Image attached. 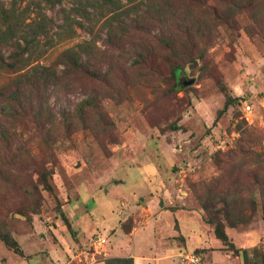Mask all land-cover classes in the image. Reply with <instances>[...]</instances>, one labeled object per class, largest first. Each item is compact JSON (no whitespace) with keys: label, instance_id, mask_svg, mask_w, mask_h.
Segmentation results:
<instances>
[{"label":"rangeland","instance_id":"rangeland-1","mask_svg":"<svg viewBox=\"0 0 264 264\" xmlns=\"http://www.w3.org/2000/svg\"><path fill=\"white\" fill-rule=\"evenodd\" d=\"M2 1L0 264H261L264 0Z\"/></svg>","mask_w":264,"mask_h":264},{"label":"trees","instance_id":"trees-1","mask_svg":"<svg viewBox=\"0 0 264 264\" xmlns=\"http://www.w3.org/2000/svg\"><path fill=\"white\" fill-rule=\"evenodd\" d=\"M62 1L63 0H46L47 5L51 7H54L57 4L62 3ZM100 1L101 0H84L83 1L84 3H83L82 0H79L78 5L75 6L76 15L84 19H87V20L95 21L98 15L101 14L98 12L99 9L101 8ZM104 3H105L104 4L105 6L114 7V8L116 7V4H117L114 0H104ZM0 18L2 22L7 26L6 31L4 33H0V43L3 41H7V40H13L14 37L15 38L20 37L24 41L27 47L32 48L36 45V42L39 36L43 34L41 32H35V31H33L30 34L26 33V35L19 33L17 30H19V25H20L19 23L22 24V21L17 15H15V12L13 9H9L5 6V3L2 0H0ZM70 24L72 23H69L68 26H72ZM74 24H78V26L80 27L82 26L80 22L77 21V19L74 20ZM75 60L77 61V63H79L78 56L75 58ZM12 66L15 67L16 65H12ZM232 102H233L232 99H229L226 102L225 107L221 111L219 116H221L222 114H225L228 111ZM173 128L174 130L180 129L178 126H173ZM45 180L46 182H48L46 177H45ZM206 210L208 214H210L208 211V207L206 208ZM206 221L207 223L215 226L214 232L218 240H220L229 250H232L235 254L242 252L245 262L246 263L249 262L250 257L246 249L237 248L236 245L233 242H231V240L229 239L228 233L226 232L225 225L223 224V222L215 221V219L212 218L211 215ZM0 240L4 242V244L8 248L12 249L14 252L21 253L18 242L11 236L9 232L0 231ZM196 253L201 254L198 251H196ZM261 260H262L261 264H264V255L262 256ZM108 264H134V260L132 258H118V259L109 261Z\"/></svg>","mask_w":264,"mask_h":264},{"label":"built area","instance_id":"built-area-1","mask_svg":"<svg viewBox=\"0 0 264 264\" xmlns=\"http://www.w3.org/2000/svg\"><path fill=\"white\" fill-rule=\"evenodd\" d=\"M251 111V107L247 106L246 112ZM106 239L105 238H100L99 239V245L104 246L106 244ZM182 258L185 262V264H206L204 255L198 254L196 252H184L182 254Z\"/></svg>","mask_w":264,"mask_h":264},{"label":"crops","instance_id":"crops-1","mask_svg":"<svg viewBox=\"0 0 264 264\" xmlns=\"http://www.w3.org/2000/svg\"><path fill=\"white\" fill-rule=\"evenodd\" d=\"M194 251V250H193ZM195 252V251H194ZM205 257V256H204ZM138 259V262H136V264H150L149 263V261H144L145 259L147 260V259H149V258H147V257H141V258H139V257H137L136 258V260ZM205 261H206V259H205Z\"/></svg>","mask_w":264,"mask_h":264}]
</instances>
